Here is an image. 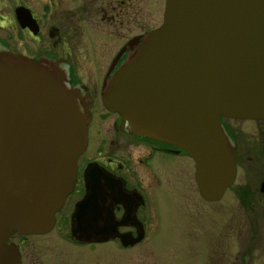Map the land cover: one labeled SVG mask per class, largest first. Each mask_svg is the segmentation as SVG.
<instances>
[{"label": "water", "instance_id": "1", "mask_svg": "<svg viewBox=\"0 0 264 264\" xmlns=\"http://www.w3.org/2000/svg\"><path fill=\"white\" fill-rule=\"evenodd\" d=\"M75 98L50 61L0 53V264H18L8 234L49 230L72 188L87 123ZM101 100L132 132L186 151L200 198L219 200L235 175L220 118L264 119V0H165ZM74 217L78 239L113 230L110 212Z\"/></svg>", "mask_w": 264, "mask_h": 264}, {"label": "flooded vegetation", "instance_id": "2", "mask_svg": "<svg viewBox=\"0 0 264 264\" xmlns=\"http://www.w3.org/2000/svg\"><path fill=\"white\" fill-rule=\"evenodd\" d=\"M164 1L0 0V53L53 63L64 73L66 87L76 92L78 108L87 118L86 146L76 158L72 188L54 213L50 229L11 231L6 238L15 247L18 264H109L103 260L108 249L114 258L111 264H117L119 251L164 240L167 216L182 211V200L177 198L182 169L191 168L194 180L193 160L183 149L132 132L101 100L112 74L160 25ZM232 119L244 124L232 126ZM220 122L234 148V197L244 205L264 202V119L221 117ZM239 163L243 164L240 180ZM91 189L99 195L94 202L88 199L94 208L84 206L78 211ZM78 212H110L112 232L76 238L71 229ZM230 226L219 233L225 244L236 232ZM103 227L102 222L95 225L96 230ZM241 231L239 255L228 254L225 264H252L246 254V245L254 248L251 243L264 252V230H258L259 238L248 239L247 244ZM181 242L186 241L172 243ZM258 262L264 264V257Z\"/></svg>", "mask_w": 264, "mask_h": 264}, {"label": "rangeland", "instance_id": "3", "mask_svg": "<svg viewBox=\"0 0 264 264\" xmlns=\"http://www.w3.org/2000/svg\"><path fill=\"white\" fill-rule=\"evenodd\" d=\"M229 121L235 127L240 125L242 127L244 124L240 120ZM250 124L253 126V123ZM91 141H93L92 137ZM242 163L238 164V180L243 169ZM180 185L177 198L182 200V211L179 215L167 216L165 239L157 238L159 241L156 243L142 244L126 251H119L117 264H209V261L214 262L210 264H225L228 254L239 255L242 236L239 238L238 232H242L243 229L245 236L243 243L247 244L248 239L259 238L258 230L260 233L264 230L263 201L252 200L250 205H244V201L236 199L233 195L235 184L227 188L219 200L205 201L198 195L193 180V170L183 167ZM228 223L231 224L230 230L234 227L236 232L231 234V241L225 244L219 233L223 232ZM151 236L153 238L154 233ZM174 241L186 242L177 245L172 243ZM251 245L254 248L246 245V254L251 257V263L255 264L257 259L264 257V252L255 244L251 243ZM110 251L108 249L109 253L103 256V260L109 264L114 260Z\"/></svg>", "mask_w": 264, "mask_h": 264}]
</instances>
